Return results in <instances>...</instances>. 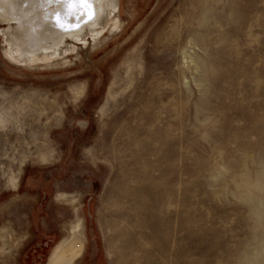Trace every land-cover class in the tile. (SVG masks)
Listing matches in <instances>:
<instances>
[{"label":"rangeland","instance_id":"rangeland-1","mask_svg":"<svg viewBox=\"0 0 264 264\" xmlns=\"http://www.w3.org/2000/svg\"><path fill=\"white\" fill-rule=\"evenodd\" d=\"M131 1L102 64L0 65V264L78 218L75 264H264V0Z\"/></svg>","mask_w":264,"mask_h":264},{"label":"water","instance_id":"water-1","mask_svg":"<svg viewBox=\"0 0 264 264\" xmlns=\"http://www.w3.org/2000/svg\"><path fill=\"white\" fill-rule=\"evenodd\" d=\"M105 3L106 0H89L87 6L78 4L67 9L64 0H0V30L12 34L15 44L25 48L21 53L26 57L54 55L68 45L80 46L74 41L77 37L90 43V35L101 30L105 17L117 12L116 0H111L112 6L107 8ZM58 11L64 13L65 22L69 14L79 17V21H72L79 26L67 31L57 28L53 17ZM89 11L94 15L84 22Z\"/></svg>","mask_w":264,"mask_h":264},{"label":"bare ground","instance_id":"bare-ground-1","mask_svg":"<svg viewBox=\"0 0 264 264\" xmlns=\"http://www.w3.org/2000/svg\"><path fill=\"white\" fill-rule=\"evenodd\" d=\"M117 4L119 6V0H116V5ZM105 5H106V3H105ZM144 20L145 19H143V21ZM202 20H203L202 22H204L206 20L205 15L203 16ZM104 23H107V24H103L100 31L95 32V33L90 35V39L94 43L99 41L100 36L104 32H107L109 34L108 36L111 37L109 39V41L105 44L104 47H102L100 49L98 48L97 50L95 49V53L92 54V56L89 58V59H93L94 55L98 54V52L104 53L99 58V60H98L99 63L103 62L105 60V58L108 57L110 54L119 50L128 41V39L130 38V35H129L130 33L128 34L129 36L128 35L126 36V33H127V29L132 24L127 20L126 16H122V18H121L119 16L118 12H117L116 17L107 19ZM110 23H112V24L110 25ZM135 30L134 31L132 30L133 31L132 34L135 32ZM85 39L86 38H78V37L75 38L74 41L81 43L80 47L76 46L74 44L68 45V46H66V49L64 51H60L54 55L42 54V55H36L34 57H28V56L26 57L25 54L21 53V52L25 51V48L21 45L15 44L14 37L12 36V34H10L8 32L6 33V31L0 30V54H1L0 62L3 63L4 65H6V67L11 66L13 68L23 69V70H26V71L32 72V73H35V72H55L58 70L59 67H61V65H64L65 63L68 62L67 58L71 54V51L73 48H83V44H84ZM110 47H113V48H110ZM188 57H189V61L191 63H194L196 65V68L199 69L200 66L195 63V58L193 56H188ZM133 64H132V62L127 63L126 66H127L129 71L131 70ZM86 68L90 69V66L87 64ZM84 85H85V83L78 86L77 88L75 87V89H74L75 96H80L82 94ZM49 159H50V157H49ZM241 183H242L241 187L245 188V189H249V188L262 189L263 188V183L261 181H257L256 183L252 184L250 182V179H249L247 174L242 175ZM10 184H11V190H15L16 182L11 179ZM252 200L254 201L253 198H252ZM259 210L260 209H258V211ZM262 211H264V210H262ZM253 216L260 218L262 215L260 212L254 211ZM63 230L66 233V238L57 247V249L55 251V255H54L52 261L50 262V264H73L74 260L76 258H78L80 256V254L83 252L84 238L82 235V228H81L80 221L77 220V222L74 224L72 229L71 228L69 229L67 226H65L63 228ZM72 238L76 239L74 247H71V245H70V239H72ZM66 253L70 254L69 260L64 259V254H66ZM259 254L260 253H258V255ZM260 260H261L260 257L254 258V256H253V259H245L244 258L243 262H244V264H258V262Z\"/></svg>","mask_w":264,"mask_h":264},{"label":"flooded vegetation","instance_id":"flooded-vegetation-1","mask_svg":"<svg viewBox=\"0 0 264 264\" xmlns=\"http://www.w3.org/2000/svg\"><path fill=\"white\" fill-rule=\"evenodd\" d=\"M108 6H112L111 4V1L110 0H106V5L105 7L107 8ZM116 9H117V12L119 14V16L122 18V13L124 12V16H126L127 20L130 22V23H133L135 20H136V15H137V11H135V8H134V4L133 2L131 1L130 3L127 4V6L124 8L123 4H122V0H119V6L118 4L116 5ZM117 12L116 13H109L107 17H105V20L103 22H105L107 19H110V18H113V17H116L117 16ZM108 23V22H107ZM107 23H103V24H107ZM112 23H110L111 25ZM109 34L107 32H104L101 36H100V39L98 42L94 43L92 42V40H90V43L87 42V40L85 39L84 40V44H83V48H85L87 46V53L86 55L90 58L92 56V54L95 53V49L97 50L98 48H102L105 46V44L109 41V39L111 38L110 36H108ZM83 51H82V48H73L72 51H71V54L68 56V62L65 63L64 65H61V67L58 68V70H66V69H71L73 66H77V64L81 63V66H84V68L80 69V70H77V71H74L72 73H76V72H80L82 70H87L86 68V63L85 61H81L82 59H84V56L85 54L83 55ZM1 57V56H0ZM0 65L3 67V68H6V65H4L3 63L0 62ZM82 85V84H81ZM83 92L82 94L84 93L85 91V88H86V85L83 86ZM74 89L75 88H72V91L74 92ZM50 162V160L48 161V163ZM47 162H43V164H46ZM18 189H19V186H18ZM17 189V191H18ZM16 191V192H17ZM56 201L58 204H62L64 206H70L74 211L77 210V202L75 199H71V198H68L64 195H59L56 197ZM77 220L80 221V224H81V228L83 229V226H82V220L80 218L78 219H75V221L73 222H70L68 224H65L63 227H62V231L64 233V236L63 238L57 242L55 245H54V250L50 256H47L48 255V251H49V248L51 247V245L54 243V239L53 237H44V236H41L39 237V239L34 242L31 247L28 248V250L25 252L24 254V264H50V262L52 261L54 255H55V251L57 249V247L63 242V240L66 238V233L65 231L63 230V228L65 226H67L69 229L73 228L74 224L77 222ZM37 233H39L38 230H36ZM75 241L76 239L75 238H72L70 239V245L71 247H74L75 245ZM52 248V249H53ZM52 251V250H51ZM82 254V253H81ZM80 254V255H81ZM64 259L65 260H69L70 259V254L66 253L64 254ZM78 258H76L73 262V264L75 263V261L77 260Z\"/></svg>","mask_w":264,"mask_h":264},{"label":"snow or ice","instance_id":"snow-or-ice-1","mask_svg":"<svg viewBox=\"0 0 264 264\" xmlns=\"http://www.w3.org/2000/svg\"><path fill=\"white\" fill-rule=\"evenodd\" d=\"M51 2H54V0H49V3ZM64 2H65V6L67 9H72L74 5H78V4H83L87 6L89 3V0H64ZM93 15H94V12L89 11L88 15L84 18V22H87L88 19H91ZM63 17H64V13L62 12L58 11L54 14L53 18H54V22L57 28L67 31V30H71L73 27L79 26L78 22L76 24L72 23L73 20L79 21V17H74L69 14L67 22H65Z\"/></svg>","mask_w":264,"mask_h":264},{"label":"crops","instance_id":"crops-1","mask_svg":"<svg viewBox=\"0 0 264 264\" xmlns=\"http://www.w3.org/2000/svg\"><path fill=\"white\" fill-rule=\"evenodd\" d=\"M57 202V201H56ZM68 207H70V206H68ZM71 208V207H70ZM72 209V208H71ZM72 211L74 212V213H76V211H74L73 209H72ZM61 231H62V229H61ZM63 232V231H62ZM83 255V252H82V254L78 257V259L75 261V263L81 258V256ZM74 263V264H75Z\"/></svg>","mask_w":264,"mask_h":264}]
</instances>
